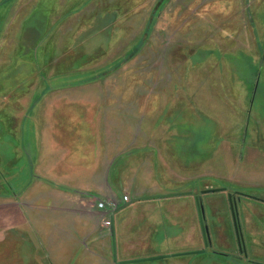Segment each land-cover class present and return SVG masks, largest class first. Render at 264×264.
Returning a JSON list of instances; mask_svg holds the SVG:
<instances>
[{"label": "rangeland", "instance_id": "rangeland-1", "mask_svg": "<svg viewBox=\"0 0 264 264\" xmlns=\"http://www.w3.org/2000/svg\"><path fill=\"white\" fill-rule=\"evenodd\" d=\"M7 2V15L0 8L7 16H0V153L87 144L92 169L83 183L96 184L101 165L112 185L119 180L118 202H95L102 219L124 194L131 199L124 181L142 186L154 177L159 191L192 195L146 208L158 224L145 257H164L63 255L62 218L44 210L49 260L41 250L38 262L0 256V264H264V0Z\"/></svg>", "mask_w": 264, "mask_h": 264}, {"label": "crops", "instance_id": "crops-1", "mask_svg": "<svg viewBox=\"0 0 264 264\" xmlns=\"http://www.w3.org/2000/svg\"><path fill=\"white\" fill-rule=\"evenodd\" d=\"M54 87L48 84L45 88ZM49 100L52 101L47 99ZM54 145L62 147L11 148V155H6L7 157L4 152L0 153V160L4 158V162L0 161V168L3 170L0 171V250L5 252L4 255L25 257L26 254L31 261L33 258L38 261L40 251L42 250L43 255L46 249L52 247L46 244L52 239V228L46 220L47 212L44 213V210H56L55 217L62 218L63 255L70 252V257H73L75 251L82 249L101 259H106V254L109 253L111 260L115 261L109 228L103 225L102 217L98 218L94 210L101 212L100 209L97 210L96 200L114 203L119 201V180L115 179L112 185L106 170L104 171V165H101L97 183H83L86 171L92 169L84 160L86 149L90 147L80 144L77 148H67L65 144L57 142ZM91 148H97L96 141H93ZM106 160L111 164L113 157ZM153 178H146L142 186H132L125 181L121 185L131 199L135 196H155L171 192L153 188L158 182ZM27 184L32 186L31 191L25 188ZM177 195L181 194L155 196L131 203V199L128 202L121 200L116 208L105 215L113 218L116 260L128 262L148 256L151 240L155 239H151L152 227H156L158 222L146 213V208L152 201L162 199L167 201V206L177 203ZM125 203L127 204L121 207ZM91 207L94 208L90 209ZM127 207L133 211L124 214ZM173 207H169L172 215ZM170 222L175 225L177 223L173 218ZM38 225L39 232L34 228ZM154 230L156 232V228ZM40 233L42 239L38 238ZM41 241L44 245L40 244ZM13 247L17 252H10ZM24 250L27 251L24 253ZM53 254V251L50 252V256ZM45 256L46 253L43 257Z\"/></svg>", "mask_w": 264, "mask_h": 264}, {"label": "water", "instance_id": "water-1", "mask_svg": "<svg viewBox=\"0 0 264 264\" xmlns=\"http://www.w3.org/2000/svg\"><path fill=\"white\" fill-rule=\"evenodd\" d=\"M219 188H209V189H205L204 191H215L218 190ZM191 194V191H184V192H178L177 194ZM176 193H166V194H160V195H155V196H170V195H174ZM155 196H136L134 198H132L130 200L131 202L137 201V200H141V199H147V198H151V197H155ZM194 199L196 201V207H197V211H198V217H199V222H200V228H201V232H202V236L204 239V242H207L208 240V232H207V228L204 224V219H203V209L201 206V200L200 197L198 195L194 196ZM229 202H230V209L232 212V216L234 219V224H235V230H236V236H237V240H238V244L239 246L242 243V239L239 236V232H238V227H237V221H236V214H235V209H234V205H233V200L232 197L229 195ZM127 203L123 204L121 207L125 206ZM110 221H111V225L109 227V232H110V236H111V240H112V247H113V259L116 260V250H115V235H114V225H113V218L110 217ZM199 252L204 251V249L198 250ZM160 257H164L162 255L160 256H152V257H148V258H144V259H153V258H160ZM143 259V258H142ZM137 260V259H135ZM135 260H130V261H135Z\"/></svg>", "mask_w": 264, "mask_h": 264}, {"label": "trees", "instance_id": "trees-1", "mask_svg": "<svg viewBox=\"0 0 264 264\" xmlns=\"http://www.w3.org/2000/svg\"><path fill=\"white\" fill-rule=\"evenodd\" d=\"M8 0H3V1H1V2H4V3H2V4H0V8L3 6L4 8H5V10H6V15H7V11H9V10H11L12 8H13V6H12V8H10V6L8 5V2H7ZM11 1V0H10ZM15 1V0H14ZM10 4V3H9ZM10 8V9H9ZM3 15L4 14H2V15H0L1 16V18H2V21L5 19V17H7L6 15H5V17H3ZM36 16V13H31V15H30V17H29V23L31 22V20L34 18ZM28 23V22H27ZM39 28H42L41 27V25L39 24ZM139 46V45H138ZM136 48H138L137 46H136ZM110 168H111V166H110ZM192 192V191H191ZM124 195H126V194H124ZM136 197V196H135ZM99 201V200H98ZM129 201V200H128ZM112 203H114V202H112ZM96 204V203H95ZM115 204V203H114ZM115 208V207H114ZM113 208V209H114ZM106 218V217H105ZM110 218V217H109ZM104 219V218H103ZM27 250H24V253L26 252ZM10 252L11 253H14V252H17V250H16V248L15 247H13L11 250H10ZM46 253V252H45ZM5 254V252L4 251H1L0 250V256L1 257H4L5 258V260L7 259V260H9V261H11L12 263H14L15 261H18V260H21V259H23V256H18V257H15V255H4ZM216 254H219V256H222V257H226V256H230V254H224V253H220V252H218V253H216ZM48 256V255H47ZM47 256H45L44 257V259H48L49 257H47ZM24 258H26L27 260H28V262H30L32 259H30L28 256H26V254H25V257ZM49 260V259H48ZM219 260H224V259H219ZM34 261L35 262H38V261H36L35 259H34Z\"/></svg>", "mask_w": 264, "mask_h": 264}, {"label": "built area", "instance_id": "built-area-1", "mask_svg": "<svg viewBox=\"0 0 264 264\" xmlns=\"http://www.w3.org/2000/svg\"><path fill=\"white\" fill-rule=\"evenodd\" d=\"M128 200H129V198H128L127 195H123L122 196V202H127ZM97 207L103 208V207H106V204L104 203V201L99 200L97 202ZM103 225L106 226L107 228L110 227L111 221H110V218L109 217H106V218L103 219Z\"/></svg>", "mask_w": 264, "mask_h": 264}]
</instances>
